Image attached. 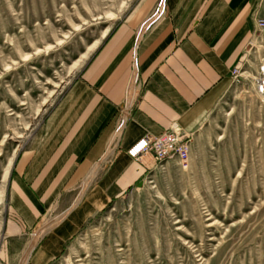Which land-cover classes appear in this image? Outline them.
Returning a JSON list of instances; mask_svg holds the SVG:
<instances>
[{
    "label": "rangeland",
    "instance_id": "374dc122",
    "mask_svg": "<svg viewBox=\"0 0 264 264\" xmlns=\"http://www.w3.org/2000/svg\"><path fill=\"white\" fill-rule=\"evenodd\" d=\"M138 2L0 0V248L17 158ZM248 52L241 82L199 122L189 162L147 173L54 264H264L263 34Z\"/></svg>",
    "mask_w": 264,
    "mask_h": 264
},
{
    "label": "crops",
    "instance_id": "0c3cea01",
    "mask_svg": "<svg viewBox=\"0 0 264 264\" xmlns=\"http://www.w3.org/2000/svg\"><path fill=\"white\" fill-rule=\"evenodd\" d=\"M259 19L264 0H139L17 158L1 263L54 264L151 172L127 154L132 146L175 124L194 137L243 69ZM135 90L141 98L120 120Z\"/></svg>",
    "mask_w": 264,
    "mask_h": 264
},
{
    "label": "built area",
    "instance_id": "2783aa9c",
    "mask_svg": "<svg viewBox=\"0 0 264 264\" xmlns=\"http://www.w3.org/2000/svg\"><path fill=\"white\" fill-rule=\"evenodd\" d=\"M258 33L264 35V19L256 23ZM264 72V67H262ZM234 83L242 80V68L232 71ZM264 85V80H263ZM141 98V91L135 90L132 95L123 102L120 120L130 116L132 108ZM193 134L184 131L179 125H173L168 131L158 136H148L132 146L127 154L148 171L156 170L170 159L176 158L179 163L185 165L190 160Z\"/></svg>",
    "mask_w": 264,
    "mask_h": 264
}]
</instances>
